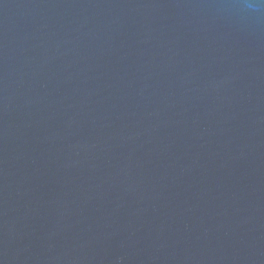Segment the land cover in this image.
I'll list each match as a JSON object with an SVG mask.
<instances>
[{"label":"water","instance_id":"water-1","mask_svg":"<svg viewBox=\"0 0 264 264\" xmlns=\"http://www.w3.org/2000/svg\"><path fill=\"white\" fill-rule=\"evenodd\" d=\"M0 264H264V0H0Z\"/></svg>","mask_w":264,"mask_h":264}]
</instances>
